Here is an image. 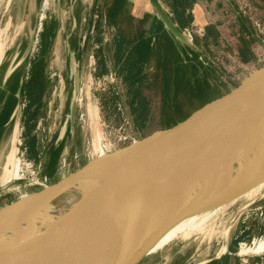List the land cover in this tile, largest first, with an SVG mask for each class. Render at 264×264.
I'll use <instances>...</instances> for the list:
<instances>
[{"label":"water","instance_id":"95a60500","mask_svg":"<svg viewBox=\"0 0 264 264\" xmlns=\"http://www.w3.org/2000/svg\"><path fill=\"white\" fill-rule=\"evenodd\" d=\"M146 1L152 15L172 37L176 49L201 58L194 42L184 35L162 1ZM35 4L36 0L28 1L27 26ZM54 11L59 20L60 0L54 1ZM38 29L35 17L22 58L29 56ZM65 47L69 54L67 78L71 91L59 137L66 125L70 130L74 127L81 89L79 63L70 52L67 40ZM13 63L12 60L4 69L2 81L13 71ZM256 63H243L249 64L248 70L237 75L220 92L209 86L203 92L205 95L198 97L195 90L191 92L194 78L183 81L184 87L175 91L172 88L174 92L169 96L161 91L164 105H170L171 111L165 114L164 110L160 127L139 139L123 126L108 133L96 127L88 142L85 161L77 169L0 207V264H141L157 252V243L179 223L224 209L248 193L261 190L264 165L257 174L212 194L184 191L166 175L173 156L186 145L206 142L217 147L236 139L246 143L255 137L264 139V61L260 66H255ZM225 69L221 67V73ZM20 92L21 83L16 93L18 101ZM184 92L188 93L184 103L191 107L180 115L181 102L177 97ZM145 99L150 107L149 100ZM174 106L178 108L172 110ZM131 115L126 119L128 126L131 128V121L140 130L154 118L150 107L149 119L141 128L135 122V115ZM166 116L171 120L169 125L162 123ZM80 182L85 184L83 196L55 219L57 200ZM121 224L124 227L116 230ZM99 227L108 229L111 235L91 248L89 239L92 240V232ZM225 246L223 242L222 247ZM224 251L197 264L219 259Z\"/></svg>","mask_w":264,"mask_h":264},{"label":"rangeland","instance_id":"374dc122","mask_svg":"<svg viewBox=\"0 0 264 264\" xmlns=\"http://www.w3.org/2000/svg\"><path fill=\"white\" fill-rule=\"evenodd\" d=\"M28 1L0 0V6L2 5L0 9V64L3 63L1 67L3 71L13 60L16 53L15 42L20 36L27 33L25 32L26 27L29 29L31 26V24L30 26H25L24 24ZM43 1H37L31 12V17L40 18L43 14L41 22L48 20L49 26H52L51 18H47L54 11V4L48 0L47 9H44ZM92 1L91 5L96 9L92 17L93 27L90 26L87 30L83 25L81 26V31L87 39L85 49L81 54V63L79 64L82 79L81 100L80 105L77 106L74 127L70 130L72 135L70 139L63 143V149L58 159L54 161L50 148L54 142L53 140L57 135H60V131L63 128L71 91V82H68L66 87L64 86L63 91L62 75L65 74L67 76L68 74L67 60L69 61V57L67 59L65 56L63 39L58 36L53 58L49 62L50 66L47 73L43 72L46 85L43 98L41 99L42 105L39 107V112L36 116V125L31 132V135H34L36 139V151L39 159L34 162L33 159L26 158L23 146L25 137L16 136L19 133V129H16L14 124H12L7 132H16V134L2 138V144L0 145V207L22 198L24 195L38 191L44 186L56 182L70 171L77 169L85 161L89 147L88 142L91 139L92 131L96 127L99 126L102 132L108 133L114 129L116 130L119 126H123L127 130L131 129V134L139 139L158 129L160 120L166 113L171 111L169 105H164L161 95L163 83L166 79L162 76V73L165 66L173 68L179 65V59L175 53L166 55L165 51L161 52L164 45L162 37L158 38V40L154 38L155 42H153L152 49H149L147 55L141 58L134 57L143 64V74L147 80L142 82V85H144L142 94L149 100L151 113L154 117L143 130L137 129L131 121V128L127 124L126 119L133 117L127 91H132L134 88H128V84L122 79V74H119V62L116 60L113 63L112 60H107L105 71L99 73V57L101 54L98 52L99 46L103 43L106 44V55L109 53L108 55L110 56L112 52H115V28L113 25L108 24L106 20L108 9L115 6L119 9L116 19L119 20L120 28L127 31H124L125 35L129 36L130 34L131 36L129 37L133 38L136 36V32H139V34L142 33L146 36L150 29L151 20L148 19L143 21L142 24H137L134 23L133 17L129 16V14L137 17V15L139 16L142 12H145L152 19L153 15L147 1L139 0L141 6L139 10L134 9L136 0ZM161 1L172 16L171 1ZM200 1H203L199 5L203 9L205 17L208 16L207 19L212 22L209 24L217 30L216 34L218 35L215 38L210 36L204 39V27L192 19L191 12L194 7L193 4L196 2L194 1L187 9V25L184 29L191 32L194 45L200 52L201 58L195 56L196 59H193L190 57L192 60L186 61L187 64L179 67L180 70L176 73L180 78L187 75L192 78L190 74L198 73L194 77H201V80L208 82L205 88L212 86L217 92H220L233 82L237 75L248 70L249 64L243 65V63L257 62L255 66H260L264 61V41L253 25L254 20L264 23V0ZM133 10L135 11L133 12ZM99 12L102 14L101 16H99ZM64 14L66 15V9ZM64 14L63 16H65ZM200 28H202V33L199 34L197 31ZM247 30H249L248 34L246 33ZM47 34L46 50L48 51L52 37L49 31ZM248 41L250 42L248 43ZM39 49L37 37L32 54L33 58L38 56ZM240 53H243L244 57L236 55ZM42 57L43 65H45L47 58L45 51H43ZM221 67L226 68L223 73H221ZM156 71L158 77H153ZM108 73L114 75L116 82L105 91H98L95 85L98 80L97 77L99 78V75ZM173 73L169 80L173 78ZM202 85L204 87V84ZM187 94V92H184L177 97V100L181 102L179 105L180 115L190 110L191 106L184 103L187 101ZM27 101L28 98L25 97L24 103H27ZM165 107L169 109L164 114ZM82 119L84 120L83 122ZM125 122L126 124H124ZM22 151L23 159L34 164L35 174L33 178L25 174L21 176L20 171H18L17 178H11V161L12 159H17L18 154ZM20 167H22L21 162ZM9 172L10 179L7 181ZM263 238L264 187L252 195H246L225 207L216 217L207 221L202 226V229L192 231L187 237L174 239L162 249L147 256L141 264H187V262L195 264L214 257L224 250V254L230 252L240 257L238 255L239 242L246 243V246H249L254 240ZM223 242L226 243L225 248L222 247ZM236 242L237 244H235ZM192 254L193 256L195 254L194 259L190 260ZM245 256L249 263L251 260L253 261L250 264H264V251L257 254L246 253V255H241V257Z\"/></svg>","mask_w":264,"mask_h":264},{"label":"bare ground","instance_id":"6f19581e","mask_svg":"<svg viewBox=\"0 0 264 264\" xmlns=\"http://www.w3.org/2000/svg\"><path fill=\"white\" fill-rule=\"evenodd\" d=\"M237 140H231L229 144L225 142L217 147L206 142L186 145L175 153L168 164L166 175L173 184L184 191L212 194L228 184L257 174L264 165V139L255 137L248 143L241 139ZM11 162V178H17L18 161L12 159ZM9 174L10 172L8 176ZM9 179L10 176L7 181ZM84 185L83 182L78 183L57 200L55 219L62 216L74 201L83 196ZM253 193L255 191L248 194L252 195ZM222 210L217 209L193 216L179 223L162 237L157 243L155 251L162 249L178 237H187L192 231L202 229L207 221L216 217ZM123 227L124 225L121 224L116 230L119 231ZM110 235L108 229L97 228L92 232V240L90 241L88 238L89 247H95L97 242ZM263 251L264 238L254 240L251 245L244 247L241 253L257 254Z\"/></svg>","mask_w":264,"mask_h":264},{"label":"trees","instance_id":"16d2710c","mask_svg":"<svg viewBox=\"0 0 264 264\" xmlns=\"http://www.w3.org/2000/svg\"><path fill=\"white\" fill-rule=\"evenodd\" d=\"M170 1L172 7L171 17L174 20V22L178 25V27L181 30H183L187 25V18H188V16L186 15L187 9L191 6V4L195 0H170ZM118 13H119V9L116 6L114 8L108 9L106 13V20L108 24H111L113 26L119 24V20L116 19ZM101 15L102 14L99 12V16ZM116 30L117 32L116 35L114 36V41L116 46V60L119 62L118 70H119V74H122V79L124 80V82L127 83L128 86L130 87L135 85L136 83H142L143 81L147 80V78L143 74V64L140 63L134 57L136 56L141 58L147 55L149 49H152V44L155 41L154 38L157 36V32H160L162 35L161 37L164 39V45L161 52L163 53L165 51L166 55L169 54L173 55L175 52L176 46L174 44L172 37L165 31L162 24L154 16H152L150 29L148 30L146 36L140 33L139 35L130 38L129 36L124 34L123 29L121 30L118 27V29ZM216 32L217 30H215L212 26L205 27L204 39L210 36L215 38ZM44 50H45V45L43 44L42 50L38 53L36 60L34 59L32 63L30 78L28 82L24 85V91L26 93V97L28 98L29 105L24 113L26 130L23 134V136L25 137L23 146L25 149L26 158L33 159L34 162H37L39 158H38V153L36 151V139L34 135H31V132L36 125V116L39 112V107L42 105L41 99L43 98L44 87H45V78L43 76L45 65H43V57H42V53ZM98 52H100V48L98 49ZM175 55L179 59V65L173 68L172 67L169 68V66H165V68H163L162 76L165 77L166 79L163 83L162 91L164 92L165 96L171 95V93L174 92L175 89H177L178 87L185 86L183 81L190 79L189 75L180 78L178 77V74L176 72L180 70L179 67L187 64L186 61L189 62V60L190 59L192 60V58L196 59L195 55L193 54L190 56L192 58L186 55L183 58V56H181L178 50L175 53ZM99 64H100L99 73H103L105 71V66L101 61L100 57H99ZM172 72H174L173 78L169 80ZM194 75H198V73L190 74V76L195 79L193 86L194 89H191V92L195 90L194 92L195 95H197L198 97H202L205 95L203 92H205L204 90H206L205 87L207 86V84L205 80L203 79L201 80V77L195 78ZM153 77H158L157 71L154 73ZM202 84H204V87ZM172 88L174 89V91L172 90ZM128 93L130 97L129 98L130 107L132 113L135 115V122L141 128H143L145 127V123L148 121L150 114V107L148 106V102L145 99V97L141 94L139 88L134 89L131 92V94L130 91H128ZM166 105L167 104H165V106ZM176 108H178V106H174L172 110H175ZM166 109L167 107H165V111ZM170 122L171 120L168 119V116H166V118L163 120L162 123H165V125H169L171 124ZM55 154H53L52 156L53 160H55V158L57 157L58 152H55ZM237 242L235 244H237ZM252 262L253 261L251 260L250 263ZM206 264H240V260L233 253L229 252L228 254H224L219 259L213 260Z\"/></svg>","mask_w":264,"mask_h":264},{"label":"flooded vegetation","instance_id":"af4514ba","mask_svg":"<svg viewBox=\"0 0 264 264\" xmlns=\"http://www.w3.org/2000/svg\"><path fill=\"white\" fill-rule=\"evenodd\" d=\"M37 1L38 0H36V3ZM49 1H52V4H54L53 2L55 0H49ZM60 2H61V13L59 20L55 18V11H53L52 14H50L47 18V19H49V17L51 18L52 26H49L48 20H44L43 22H41L40 27L42 29L40 28L36 32L34 43L29 56L27 58H22L28 47L30 33L32 32L35 24V18L30 17L31 26L29 29L26 27L25 30V32L28 33V36L27 33H24V35L20 36V38L14 44V47L16 49V53L13 57L14 69L5 81H2L3 70H1V67L3 63L0 64V145L2 144L1 143L2 138L7 136H14L13 134H16V132H7L12 124H14V127L16 129L17 128L19 129V133H17L16 136L19 135V137H23V134L26 130L24 113L28 108L29 101H27V103H24V98L26 97V93L24 91V85L28 82L30 78L32 63L34 59L36 60V57L33 58L32 54L34 50V45L37 42V37L39 40V48H40L39 52L42 50L44 44L45 45L44 51L45 54L47 55L45 67H44V73H47L48 67L50 66L49 62H51V59L53 58L54 47L58 36L62 37L64 46H65V41L66 40L68 41L70 52L73 54L76 61H78L79 64L81 63V54L85 49L86 46L85 44L87 39L84 36L85 34H83V32L81 31V26L83 25L85 28H87V30L88 28H90V26L93 27L92 17L94 16V12L96 11V9L91 5V3L93 2L92 0H60ZM65 9H66V15L64 14ZM63 14L65 16H63ZM39 19L40 18H37L38 26H39ZM148 19L151 20V18L148 17L147 14H142L137 17L134 16L133 21L134 23L142 24L143 21ZM24 24L26 26V19H24ZM118 27L120 28L119 24L114 25L115 28L114 36L116 35V29H118ZM48 31L52 38H51V44L49 50L47 51L46 43L48 39V34H47ZM136 33H137L136 36L139 35V32ZM129 36L131 35L129 34ZM161 36H162L161 33L157 32V36L155 38L157 37L160 38ZM64 50H65V56L68 59L69 54L67 53L66 47H64ZM68 82L70 83L67 76H65V74L62 75L63 91L64 88L66 87V84H68ZM20 83H21V92H20V100L18 101L16 97V93L18 91ZM71 135L72 132L70 131V128L67 126L65 128L63 135L61 137L57 135L53 140L54 142L50 148V153L51 156H53L55 152H58L55 160L58 159L59 154L63 149V143L66 142V140L70 139Z\"/></svg>","mask_w":264,"mask_h":264},{"label":"built area","instance_id":"2783aa9c","mask_svg":"<svg viewBox=\"0 0 264 264\" xmlns=\"http://www.w3.org/2000/svg\"><path fill=\"white\" fill-rule=\"evenodd\" d=\"M44 9H47V5H48V0H44L43 3H42ZM43 14L40 16V19H39V29H40V26H41V21L43 19ZM253 25L258 33V35L263 39L264 41V23H261L257 20H254L253 21ZM184 35L191 41H193V37H192V34L189 30L187 29H183L182 30ZM199 34L202 33V28H200L198 31H197ZM97 82H96V89L98 91H105L107 88H109L112 84H114L116 82V79L114 77V75L112 73H108V74H101L99 75V78L97 77ZM80 100H81V89H80V98H79V102H78V105H80ZM83 118V116H81ZM84 120L82 119V122ZM20 157V158H19ZM21 160V161H20ZM17 161H18V165H19V169L18 171L21 172V176H24L27 175L31 178H33L35 172H34V164L33 162L29 161V162H26L25 159H23V151L18 154V158H17ZM20 162H21V165L22 167H20ZM24 167V169L22 170V168ZM254 242V241H253ZM252 242V243H253ZM246 247V243H242V242H239L238 243V255H240L239 257V260H240V264H247L248 261H247V258L246 256L245 257H241V255H246V254H242L241 253V250ZM257 264V263H256Z\"/></svg>","mask_w":264,"mask_h":264},{"label":"crops","instance_id":"0c3cea01","mask_svg":"<svg viewBox=\"0 0 264 264\" xmlns=\"http://www.w3.org/2000/svg\"><path fill=\"white\" fill-rule=\"evenodd\" d=\"M196 2H195V4H193L194 5V7H193V10H192V12H191V15H192V19L194 20V21H196V22H198L199 24H201V26H203L204 27V30H205V27H207V26H211L209 23H212L209 19H207V17L208 16H206L205 17V13H204V11H203V9H202V7H200V5L199 4H202L203 3V1H200V0H195ZM141 8V6H140V4H139V0H136V2L134 3V9H136V10H139ZM135 10H133V12H134ZM125 14H126V12H125ZM142 14H147L148 15V17H150V15L148 14V13H145V12H142L140 15H142ZM127 15V14H126ZM139 15V16H140ZM129 16H131V17H133V19H134V16H132V15H130L129 14ZM138 16V15H137ZM241 18V17H240ZM132 19V20H133ZM216 28H217V26H216ZM222 31V30H221ZM248 32H249V30H247L246 31V33L248 34ZM219 33V32H218ZM216 35H218V34H216ZM250 41H248V43H249ZM105 45L106 44H101L100 46H99V48H100V58H101V61L103 62V64H104V66H105V68L107 67V60L109 61V60H112L113 61V63L116 61V46H115V52L113 53H111V55L109 56L108 54L106 55V52H105ZM246 45V44H245ZM244 46V45H243ZM240 48H242L241 46H240ZM245 50V49H244ZM179 51V50H178ZM237 51H240V50H237ZM177 52V49L175 48V52L174 53H176ZM180 52V54H181V56H183V58H184V56L186 55L184 52H182V50H180L179 51ZM236 55H239L240 57H242L243 56V53L242 54H236ZM187 56V55H186ZM244 57V56H243ZM82 80V79H81ZM143 83H136L135 85H133V86H131V87H133L134 89H136V88H139V90H140V92H141V94H142V88H143V86L144 85H142ZM128 88L130 87V86H127ZM130 87V88H131ZM133 89V90H134ZM132 90V91H133ZM132 91H130V94H131V92ZM127 94H128V97H129V93H128V91H127ZM143 95V94H142ZM144 96V95H143ZM130 98V97H129ZM168 250H169V248H167ZM167 250V251H168ZM193 256V254L191 255V259L190 260H193L194 259V256H195V254H194V256ZM203 261V260H202ZM201 262V261H200ZM190 263V262H189ZM188 262H187V264H189ZM197 263H199V262H197ZM197 263H195V264H197Z\"/></svg>","mask_w":264,"mask_h":264}]
</instances>
